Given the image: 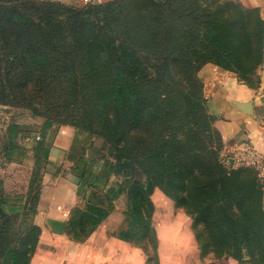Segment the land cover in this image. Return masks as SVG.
<instances>
[{"label":"trees","instance_id":"1","mask_svg":"<svg viewBox=\"0 0 264 264\" xmlns=\"http://www.w3.org/2000/svg\"><path fill=\"white\" fill-rule=\"evenodd\" d=\"M15 2H0L1 24H9L0 27V39L6 43L4 51L7 52L6 57L0 58V103H3L0 105L7 107L15 102L26 84L35 82L32 78L36 73H44L47 80L55 69L69 75L66 78L75 83L92 80L117 118H108L101 135L105 139L104 145L92 152L93 157L85 151L73 162L67 158L62 163L59 176L73 184L77 193L88 187L100 190L104 195L100 197L92 193L84 208L76 207L71 211L65 228L67 237L75 242L87 239L116 209L114 202L122 196L128 199L129 211L124 214L129 227L115 236L130 242L138 227H142L146 234L152 228L149 220L154 207L150 198L157 184L147 178L137 180L138 168L130 158L131 149L128 151L127 146L130 132L146 130L155 119H159L166 107L151 104L136 92L134 84L148 75L147 62H158L162 58L149 51L146 56L137 52L135 38L144 41L149 32L162 38L180 76H185L189 70L192 72L196 63H203L206 59L254 85L257 70L264 60V20L260 10L245 8L232 0H108L89 3L82 8L49 0ZM226 11L228 13L224 15ZM232 12L239 13L238 20L232 18ZM189 17H196L199 23L195 48L182 43L176 23V20L184 23ZM139 29L148 31L138 33ZM111 66H114L115 74L109 71ZM79 70L86 71L87 76L79 79ZM197 89L198 100H202V86L199 84ZM51 124L46 121L45 127L50 128ZM18 131V127L9 129L12 142ZM91 137L94 135L87 129L77 128L73 144L86 148ZM51 148V142L44 135L35 145L44 160L49 157ZM17 150L12 149L11 158L15 157ZM217 168L222 171V179L245 185L241 192L229 191L221 197L227 210L230 206L233 208V200L240 196L238 213H242L250 225L246 240L249 248L239 249L240 256H230L241 260L247 254L252 261L264 264L262 181L256 176L245 181L247 173L243 169L227 172L219 164ZM109 177L113 180L109 181ZM187 177L190 176L181 173L178 180L185 184ZM180 190L177 189L178 193L171 191L169 196L190 216L209 210L206 207L208 188L198 187L195 193H191L195 194L194 198L182 197ZM28 230V249L25 251L13 246L14 243L7 244L1 250L0 264H31L43 230L34 224ZM152 233V248L156 251L159 242L156 231ZM199 249L202 255H207L204 249Z\"/></svg>","mask_w":264,"mask_h":264},{"label":"rangeland","instance_id":"2","mask_svg":"<svg viewBox=\"0 0 264 264\" xmlns=\"http://www.w3.org/2000/svg\"><path fill=\"white\" fill-rule=\"evenodd\" d=\"M98 1L96 3L108 0ZM10 3L17 2L10 0ZM227 13L226 11L224 15ZM231 14L234 20L239 19V13ZM167 17L173 18L169 15ZM1 21L2 18L0 27L9 25L1 24ZM176 23L181 31L182 43L190 48L196 47V35L200 33L198 19L189 17L184 23L179 20ZM141 31L147 33L148 30L139 29L137 32ZM135 40L137 43L134 48L136 47L137 52L146 56L149 51L150 54H157L162 58L158 62H147L148 75L134 84L136 92L151 104L166 107L159 119H155L146 130H132L127 146L128 151L131 149L130 158L138 168L137 180L147 178L157 184L150 198L154 207L149 220L152 227L150 229L156 231L158 238V229L172 227L179 231L178 237L182 232L180 237L189 241L193 239L206 254L240 256L239 249L249 248L246 240L250 229L246 217L237 210V201L241 197L233 200V208L230 206L227 210L224 209L221 197L229 191L241 192L245 185L240 186L234 182L231 184L222 179V171L217 166L221 165L227 172L246 170L245 181L255 176L260 179V176L253 166L246 162L234 165V161L230 160L232 155L223 153L222 137L214 126L216 117L205 96L202 74L206 66H217L205 59L203 63H196L192 72L189 70L188 74L180 76L168 56L162 38L154 37L149 32L146 40ZM5 46L6 43L0 39V58L6 57ZM112 69L114 66L109 71L115 74L116 71ZM86 76V71L77 72L79 79ZM38 77L39 82H36ZM48 77L46 80L44 73H36L32 78L35 82L27 83L23 92L17 94L15 102L7 107L0 105V256L1 250L11 243L26 251L28 229L34 224L43 230L47 225L46 217H38L39 209L47 211L51 207L49 202H44L43 207L41 206V192L45 181L52 185L57 180L52 171L53 167L49 166V157L44 160L42 152L35 150L36 143L40 141L37 137L42 139L44 135L53 148L54 143L58 142L57 134L62 127H71L74 131L77 128L90 131L94 137H91L86 148L76 146L73 142L71 145L63 144L62 141V145L58 144L65 149L64 161L70 158L73 162L85 151L93 154L94 150L97 151L104 145L105 139L101 135L106 123L108 124V118H116L113 108L107 106L101 90L92 80L75 83L66 78L69 75H63L55 69ZM199 84L202 86V100H198ZM150 109L153 115L151 105ZM46 121L52 123L50 128L45 127ZM11 127H18L19 130L13 142L8 138V129ZM26 138L29 139L28 142L25 141ZM13 148L18 150L15 157L11 158ZM55 159L59 157L55 156ZM51 163L54 164L53 161ZM181 173L190 176L186 178L185 184L178 180ZM112 180L109 177V181ZM198 187L208 188L206 192L209 199L206 207L209 210L204 214L190 216L185 208L178 206L169 196L171 191L177 192L181 188L182 197L194 198L195 194L191 193H195ZM92 193L104 197L100 190L84 187L77 193L76 207L84 208ZM188 204H191L190 200ZM115 208H124L128 214V199L125 196L120 197ZM150 229L144 234L143 228L138 227L131 235L130 243L146 261L145 264H159V245L156 251L153 250L151 238L154 235ZM113 234H117V230ZM169 236L172 242V233ZM43 246L46 248L47 244Z\"/></svg>","mask_w":264,"mask_h":264},{"label":"crops","instance_id":"3","mask_svg":"<svg viewBox=\"0 0 264 264\" xmlns=\"http://www.w3.org/2000/svg\"><path fill=\"white\" fill-rule=\"evenodd\" d=\"M72 7H82L98 0H49ZM159 1V0H156ZM239 1L249 8H258L264 20V0ZM205 96L216 119L215 128L220 132L223 153L232 155L234 165L246 162L253 166L264 182V60L256 73L254 85L241 80L236 74L215 66L203 69ZM9 130V129H8ZM75 131L62 127L57 134L58 142L49 154V166L53 167L56 180L52 185L45 181L41 206L49 202L47 211L39 209V216L48 219L40 236L31 264H145L136 248L119 239L117 233L128 229L126 211L115 209L91 236L82 242L71 241L65 228L71 211L78 205L77 191L73 184L60 178L65 149L58 144L73 142ZM8 138L10 139L9 131ZM62 145V144H61ZM90 157L93 154L88 152ZM55 156L59 159H55ZM53 161L54 164L51 162ZM264 200V186H263ZM118 201V200H117ZM117 201L114 202L117 207ZM43 207V206H42ZM170 233L172 238L170 242ZM159 242V264H260L244 254L241 260L225 255H202L197 244L191 239L178 237L179 231L172 227L157 230ZM47 238L45 242L44 239ZM170 242V243H169ZM47 244L45 248L43 245Z\"/></svg>","mask_w":264,"mask_h":264},{"label":"built area","instance_id":"4","mask_svg":"<svg viewBox=\"0 0 264 264\" xmlns=\"http://www.w3.org/2000/svg\"><path fill=\"white\" fill-rule=\"evenodd\" d=\"M100 1H105V0H100ZM37 140H40V137H37ZM25 141L26 142H28L29 141V139L28 138H26L25 139ZM262 177L260 176V179H261ZM262 181V180H261ZM262 185L264 186V182L262 181Z\"/></svg>","mask_w":264,"mask_h":264}]
</instances>
